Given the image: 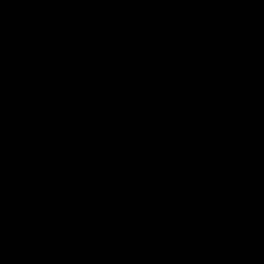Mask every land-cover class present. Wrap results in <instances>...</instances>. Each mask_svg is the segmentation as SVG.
<instances>
[{
  "label": "water",
  "instance_id": "1",
  "mask_svg": "<svg viewBox=\"0 0 264 264\" xmlns=\"http://www.w3.org/2000/svg\"><path fill=\"white\" fill-rule=\"evenodd\" d=\"M0 264H264V0H0Z\"/></svg>",
  "mask_w": 264,
  "mask_h": 264
}]
</instances>
